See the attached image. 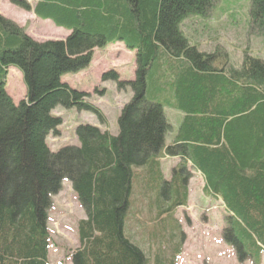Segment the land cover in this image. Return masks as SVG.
Masks as SVG:
<instances>
[{"label":"trees","instance_id":"trees-1","mask_svg":"<svg viewBox=\"0 0 264 264\" xmlns=\"http://www.w3.org/2000/svg\"><path fill=\"white\" fill-rule=\"evenodd\" d=\"M217 1L38 0L32 7L11 0L70 34L40 42L0 14V264H48V213L65 181L86 215L73 264H178L183 237L176 214L189 203L191 176L180 165L167 180L165 157H178L202 175L205 192L228 212L225 242L241 262L258 264L264 253V59L246 49L241 66H234L224 47L201 52L182 27L189 18L207 17ZM247 23L250 34L264 39V0H250ZM119 43L136 55L132 81L116 71L102 77L132 93L119 134L80 125L79 144L53 152L48 137L59 136L63 125L56 109L88 112L105 124L90 94L64 77L86 70L96 49ZM10 67L21 72L26 88L19 104L6 90ZM166 105L182 114L170 145ZM130 214L137 236L128 230ZM150 225L157 230L151 235Z\"/></svg>","mask_w":264,"mask_h":264},{"label":"rangeland","instance_id":"rangeland-1","mask_svg":"<svg viewBox=\"0 0 264 264\" xmlns=\"http://www.w3.org/2000/svg\"><path fill=\"white\" fill-rule=\"evenodd\" d=\"M27 1L35 7L38 0ZM249 7L250 0H218L207 17L189 18L182 27L193 42L201 46L199 51L209 53L217 46H222L228 51L232 65L239 67L246 49L251 56L264 59V39L250 34V23H247ZM0 13L25 28L32 38L40 42L65 41L70 34L69 31L56 27L52 21L40 20L33 12L13 5L11 0H0ZM110 71H116L122 81H132L136 71L135 53L120 43L105 49H96L93 61L86 70L64 77V82L72 88L90 94V101L101 109L106 122L102 124L97 116L88 112L56 109L54 115L63 119V125L59 129V136L48 137V144L53 152L66 146H77L79 142L75 132L80 125L88 124L102 131L108 130L113 136L119 134V117L123 107L130 102L132 93L130 89L118 90L114 82H103V74ZM6 90L16 104L26 97L22 74L14 67L8 69ZM97 90H104L105 95L101 96ZM164 112L171 127L166 136V144L169 145L174 141L182 114L167 105L164 106ZM180 165L186 166L191 177L188 185L189 203L187 207L178 209L176 214L182 228L180 240L183 237L182 255L178 264H256L254 259L241 262L235 249L225 242L224 230L228 224V212L219 199L205 192V180L191 164L171 159L163 161L162 168L167 180L172 179L175 169ZM52 201L53 205L48 213V264H73L71 252L79 247L78 224L86 215L72 185L67 181ZM138 209L148 208L139 205ZM131 216L130 214L129 217ZM131 218L128 230L137 236L140 233L138 224ZM148 219L144 215V220ZM149 229V235L157 231L151 225ZM146 239L140 236V242L145 246L148 244ZM149 264H155L154 259ZM258 264H264L263 252Z\"/></svg>","mask_w":264,"mask_h":264},{"label":"crops","instance_id":"crops-1","mask_svg":"<svg viewBox=\"0 0 264 264\" xmlns=\"http://www.w3.org/2000/svg\"><path fill=\"white\" fill-rule=\"evenodd\" d=\"M0 14L3 15L2 13H0ZM3 16H4V15H3ZM4 17H5V16H4ZM166 145H167V144H166ZM169 145H170V144H169ZM170 159H171L172 161H173V160H175V161H179V163L182 161V159H180V158H178V157H176V158L165 157V158L163 159V161H164V162H167V161L170 160ZM163 161H162V162H163Z\"/></svg>","mask_w":264,"mask_h":264}]
</instances>
